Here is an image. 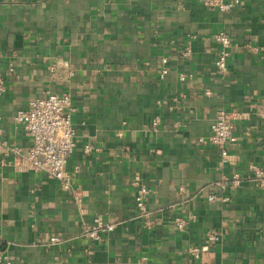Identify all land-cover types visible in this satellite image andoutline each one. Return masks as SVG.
Returning a JSON list of instances; mask_svg holds the SVG:
<instances>
[{"label": "crops", "instance_id": "0c3cea01", "mask_svg": "<svg viewBox=\"0 0 264 264\" xmlns=\"http://www.w3.org/2000/svg\"><path fill=\"white\" fill-rule=\"evenodd\" d=\"M222 31L233 44L218 72ZM0 61V254L12 264H264V187L252 170L264 171V0L226 12L198 0H0ZM47 93L77 109L72 191L25 160L15 116ZM220 110L234 116L227 161L199 142ZM234 175L241 185L223 190ZM136 178L150 191L146 214ZM96 218L115 225L99 242L85 236Z\"/></svg>", "mask_w": 264, "mask_h": 264}, {"label": "built area", "instance_id": "2783aa9c", "mask_svg": "<svg viewBox=\"0 0 264 264\" xmlns=\"http://www.w3.org/2000/svg\"><path fill=\"white\" fill-rule=\"evenodd\" d=\"M243 1L198 0V2L212 10L218 9L224 12L230 11ZM214 39L219 48L215 68L218 72H224L228 69L233 41L224 31L216 34ZM247 47L251 49L252 46L248 44ZM182 54L185 57L190 56L191 49L187 47ZM161 62L165 66L162 76H166L169 73V68L167 67L169 60L162 58ZM52 70H55V67H52ZM5 92V76L0 61V99ZM76 111L77 109L68 94L47 93L45 96L33 100L28 109L18 111L15 116V120L22 125L25 134L30 139V146L25 157L30 170L44 173L50 178L58 180L63 188L68 191H72L71 177L67 172V165L76 148L73 126V116ZM260 116L264 120V98L261 102ZM233 118V114L226 110H220L211 125V136L208 141L203 138L199 140L201 143L209 142L215 146L220 151L223 161L228 160L230 145L237 141L234 133ZM153 125H158V119L154 121ZM92 149L91 146H86L85 151L89 153ZM20 151L17 150L18 155L21 154ZM252 170L255 180L261 187H264V171L256 166L252 167ZM241 182V178L238 175H234L229 184L224 182L219 185L223 190H226L229 185L235 188L239 187ZM134 185L138 189L135 197L138 212L146 214L145 198L150 193L149 188L139 178L135 179ZM215 200V196H210V201ZM222 201L228 202L230 198L225 197ZM188 223L186 219H175V226L180 231L186 230ZM114 229V224L106 223L101 218H96L94 225L85 230V236L95 242H99L106 234L112 233ZM57 241H59L57 238H51V242ZM209 241L212 244H216L220 241V236L212 234L209 236ZM200 253L201 250L198 247L189 249V255L194 260L200 259ZM0 264L12 263L9 256L2 253L0 254Z\"/></svg>", "mask_w": 264, "mask_h": 264}]
</instances>
